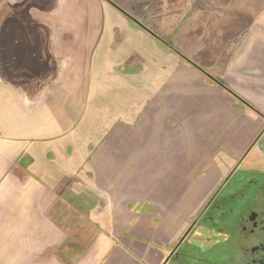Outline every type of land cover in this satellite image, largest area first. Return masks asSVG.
<instances>
[{
	"label": "crops",
	"instance_id": "obj_1",
	"mask_svg": "<svg viewBox=\"0 0 264 264\" xmlns=\"http://www.w3.org/2000/svg\"><path fill=\"white\" fill-rule=\"evenodd\" d=\"M263 130L264 0H0V264H167Z\"/></svg>",
	"mask_w": 264,
	"mask_h": 264
},
{
	"label": "flooded vegetation",
	"instance_id": "obj_2",
	"mask_svg": "<svg viewBox=\"0 0 264 264\" xmlns=\"http://www.w3.org/2000/svg\"><path fill=\"white\" fill-rule=\"evenodd\" d=\"M264 130L249 147L258 143ZM223 179L171 249L174 264H264V169L239 168ZM205 246L197 252L195 245ZM184 245L188 251L182 252Z\"/></svg>",
	"mask_w": 264,
	"mask_h": 264
},
{
	"label": "rangeland",
	"instance_id": "obj_3",
	"mask_svg": "<svg viewBox=\"0 0 264 264\" xmlns=\"http://www.w3.org/2000/svg\"><path fill=\"white\" fill-rule=\"evenodd\" d=\"M8 20L10 22V18ZM70 199V202L78 201L84 206L90 202L89 199L82 194L74 195ZM97 200L98 201L96 202H99V198H97ZM54 211L59 213L57 215V219L62 223L64 230L68 232V240L65 242L63 253H72V255L77 252L81 253L93 236V233L96 231L97 227L94 226L93 223L87 218L86 212L82 211L81 209L78 210L74 207H71L68 205L65 198L56 204V209L51 210V212ZM195 249L197 252H201V250H205V246L199 245V243H197V245H195ZM181 250L182 252H186L188 251V248L182 245ZM167 264L174 263L169 262L167 258Z\"/></svg>",
	"mask_w": 264,
	"mask_h": 264
},
{
	"label": "trees",
	"instance_id": "obj_4",
	"mask_svg": "<svg viewBox=\"0 0 264 264\" xmlns=\"http://www.w3.org/2000/svg\"><path fill=\"white\" fill-rule=\"evenodd\" d=\"M177 52V51H176ZM178 53V52H177ZM181 55V54H180ZM182 58H184L182 55H181ZM185 60H187L186 58H184ZM188 61V60H187Z\"/></svg>",
	"mask_w": 264,
	"mask_h": 264
}]
</instances>
